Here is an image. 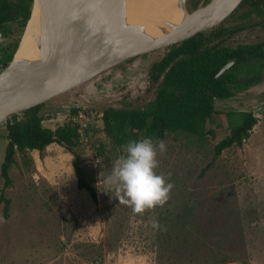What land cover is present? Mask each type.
I'll use <instances>...</instances> for the list:
<instances>
[{"label":"rangeland","instance_id":"1","mask_svg":"<svg viewBox=\"0 0 264 264\" xmlns=\"http://www.w3.org/2000/svg\"><path fill=\"white\" fill-rule=\"evenodd\" d=\"M198 3L205 1L186 2L187 7ZM262 20L264 4L243 2L223 21L226 33L235 30L225 42L264 39ZM19 32L15 26L10 37L0 34V57ZM168 46L133 56L40 104L43 124L58 128L73 105L100 111L147 102L149 69ZM215 108L207 121L213 132L204 139L175 133L162 139L167 151L158 154L155 171L173 188L163 206L143 215H134L103 182L125 153L112 146L100 118L86 143L76 137L70 147L51 143L17 151L8 186L1 175L6 121L0 122V264H264V77L232 97L216 99ZM227 110L253 111L258 122L242 145L215 156L216 143L230 133ZM77 154L97 200L78 186ZM1 194L10 201L7 215Z\"/></svg>","mask_w":264,"mask_h":264},{"label":"trees","instance_id":"2","mask_svg":"<svg viewBox=\"0 0 264 264\" xmlns=\"http://www.w3.org/2000/svg\"><path fill=\"white\" fill-rule=\"evenodd\" d=\"M33 1L0 0V34L10 37L15 26L20 28L19 34L11 38L3 49L0 71L8 65L19 46L32 13ZM247 3L264 4V0H246ZM258 24L264 29V20ZM234 31L230 29L226 33L222 22L189 39L169 45L165 55L149 69L150 80L145 92L151 97L147 102L101 109L103 114L99 125L112 146L124 151L121 146L129 140L151 137L157 141L167 133L189 134L202 140L213 132L207 128V121L216 112L215 100L232 97L264 77V39L238 42L236 45L226 43L224 36ZM234 57H237L234 65L216 76L219 69ZM40 106H33L21 114H12L6 120L8 143L1 166L6 186L11 183L9 170L16 160L17 151L25 154L34 149L42 150L51 143L70 147L77 140L76 127L68 121L58 128L44 125L45 115L39 113ZM76 107L73 105L70 110ZM223 115L230 125V133L216 143L215 156L233 144L242 145L258 122L253 111L227 110ZM73 164L78 186L89 189L97 200L96 189L88 183L80 166L79 154ZM1 198L5 200L7 215L10 201L3 194Z\"/></svg>","mask_w":264,"mask_h":264},{"label":"water","instance_id":"3","mask_svg":"<svg viewBox=\"0 0 264 264\" xmlns=\"http://www.w3.org/2000/svg\"><path fill=\"white\" fill-rule=\"evenodd\" d=\"M221 0H208L195 8H188L184 0L181 10L186 14L202 12L206 16L201 20L189 19L172 31L147 43L137 45L121 56L108 61L95 71H90L99 54L103 41V13L98 8H106L110 0L97 7V0H85V11L81 14V23L69 16L66 0H45L44 20L47 35L38 69L32 76L18 81L3 79V72L10 67L24 39L26 24L19 46L7 66L0 71V122L6 121L12 114L22 112L38 104L67 92L92 77L122 63L123 61L153 49L172 45L189 39L199 32L208 30L223 22L246 0H231L227 6L220 5ZM36 0L33 1V6ZM105 10V9H104ZM44 33V31H43ZM42 49V48H41ZM237 61V57L228 60L217 72L221 75ZM26 59L22 62L24 64ZM1 68V64H0ZM14 68L13 74L16 72Z\"/></svg>","mask_w":264,"mask_h":264},{"label":"bare ground","instance_id":"4","mask_svg":"<svg viewBox=\"0 0 264 264\" xmlns=\"http://www.w3.org/2000/svg\"><path fill=\"white\" fill-rule=\"evenodd\" d=\"M84 1L66 0L69 16L76 23H81V14L86 8ZM105 1L97 0V7H101ZM219 3L227 6L231 0H221ZM183 4L184 0H110L106 8H98L96 12L100 14L107 10V15L102 18L104 27L101 49L90 71H95L137 45L172 31L186 20H201L206 16L204 9L193 14L184 13L181 10ZM33 7L20 48L10 67L3 72L4 80L13 78L21 81L32 76L38 69L47 35L43 14L45 0H36ZM24 59L26 62L22 64ZM14 68L17 69L15 74Z\"/></svg>","mask_w":264,"mask_h":264},{"label":"clouds","instance_id":"5","mask_svg":"<svg viewBox=\"0 0 264 264\" xmlns=\"http://www.w3.org/2000/svg\"><path fill=\"white\" fill-rule=\"evenodd\" d=\"M121 147L125 154L115 160L104 184L115 192L120 203L131 208L134 215L163 206L173 188L163 174L155 171L159 166L158 154L167 151L165 143L148 137L129 140ZM154 226L160 227L158 223Z\"/></svg>","mask_w":264,"mask_h":264},{"label":"built area","instance_id":"6","mask_svg":"<svg viewBox=\"0 0 264 264\" xmlns=\"http://www.w3.org/2000/svg\"><path fill=\"white\" fill-rule=\"evenodd\" d=\"M103 112L91 106H77L73 111L65 113L68 121L76 127L77 137L80 142L86 143L91 135L92 125L102 116Z\"/></svg>","mask_w":264,"mask_h":264},{"label":"crops","instance_id":"7","mask_svg":"<svg viewBox=\"0 0 264 264\" xmlns=\"http://www.w3.org/2000/svg\"><path fill=\"white\" fill-rule=\"evenodd\" d=\"M186 2H187V0H186ZM206 2V1H205ZM201 4H203V3H198L197 5H195V6H191V7H188V8H195V7H197L198 5H201ZM186 6H187V4H186Z\"/></svg>","mask_w":264,"mask_h":264}]
</instances>
